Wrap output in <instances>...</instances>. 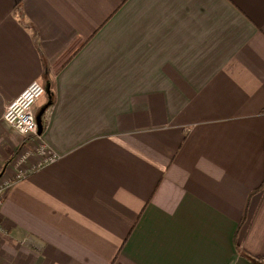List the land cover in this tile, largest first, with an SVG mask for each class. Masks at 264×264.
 <instances>
[{
    "label": "crops",
    "instance_id": "crops-1",
    "mask_svg": "<svg viewBox=\"0 0 264 264\" xmlns=\"http://www.w3.org/2000/svg\"><path fill=\"white\" fill-rule=\"evenodd\" d=\"M33 81L39 169L3 120ZM18 170L0 264H264V0H0Z\"/></svg>",
    "mask_w": 264,
    "mask_h": 264
},
{
    "label": "built area",
    "instance_id": "built-area-1",
    "mask_svg": "<svg viewBox=\"0 0 264 264\" xmlns=\"http://www.w3.org/2000/svg\"><path fill=\"white\" fill-rule=\"evenodd\" d=\"M45 94L46 90L44 86L37 81H33L6 107L3 114V120L18 134L24 138H32L33 140L38 141V144L32 151L25 152L20 158V163H22L30 155L34 154L38 159V162L33 169H39L50 165L57 159L56 155L49 152L45 144H43L42 133L39 132L34 115V107L36 103ZM24 177L25 171L18 170L12 179H0V205L11 186ZM3 232H5V229L0 225V233Z\"/></svg>",
    "mask_w": 264,
    "mask_h": 264
},
{
    "label": "trees",
    "instance_id": "trees-1",
    "mask_svg": "<svg viewBox=\"0 0 264 264\" xmlns=\"http://www.w3.org/2000/svg\"><path fill=\"white\" fill-rule=\"evenodd\" d=\"M45 128V125H42L41 126V132L43 131V129ZM264 189V183L262 184V186L260 187V189H258V191L259 190H263ZM258 191H254V192H258ZM253 194V193H252ZM248 201H249V198H248ZM245 216H246V213L244 212V215H243V217H242V220H241V222L243 221V219L245 218ZM241 222H240V224H241ZM246 257V259L247 260H249L252 264H262V263H260L259 261H256L255 259H252L251 257H248V256H245Z\"/></svg>",
    "mask_w": 264,
    "mask_h": 264
},
{
    "label": "water",
    "instance_id": "water-1",
    "mask_svg": "<svg viewBox=\"0 0 264 264\" xmlns=\"http://www.w3.org/2000/svg\"><path fill=\"white\" fill-rule=\"evenodd\" d=\"M36 122H37V125H38L39 132H41V124H40V122L38 121L37 118H36Z\"/></svg>",
    "mask_w": 264,
    "mask_h": 264
}]
</instances>
